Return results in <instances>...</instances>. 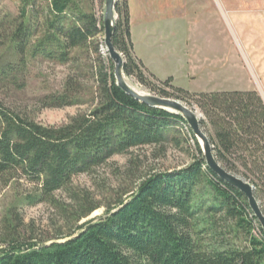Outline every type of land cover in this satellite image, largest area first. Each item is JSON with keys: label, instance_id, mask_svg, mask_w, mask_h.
I'll return each mask as SVG.
<instances>
[{"label": "trees", "instance_id": "16d2710c", "mask_svg": "<svg viewBox=\"0 0 264 264\" xmlns=\"http://www.w3.org/2000/svg\"><path fill=\"white\" fill-rule=\"evenodd\" d=\"M84 7L82 0H20V21L10 38L23 54L31 44V29L41 27L45 33L32 50L70 60L74 50L93 43L104 30L91 6ZM114 9L111 41L123 56V73L160 96L197 108L215 158L253 186L264 214V100L259 92L188 91L173 85L172 76L155 77L134 54L128 0H116ZM94 48L98 52L96 43ZM104 56H96L94 65V107L61 126L42 125L0 103V179L25 178L39 191L38 197L26 198L52 201L53 193L69 188L74 176L130 148L163 144L167 129L177 124L194 140L196 153L185 167L141 177L126 198L60 238L47 242L11 236L0 247V264H264V231L244 194L206 165L181 115L147 106L119 88L113 62ZM12 68H1L0 80ZM80 93L67 76L62 90L44 101L46 106L73 105ZM89 202L86 194L80 199L76 222L95 209Z\"/></svg>", "mask_w": 264, "mask_h": 264}, {"label": "rangeland", "instance_id": "374dc122", "mask_svg": "<svg viewBox=\"0 0 264 264\" xmlns=\"http://www.w3.org/2000/svg\"><path fill=\"white\" fill-rule=\"evenodd\" d=\"M129 1L134 54L137 38L142 44L149 39L151 45L139 46L152 58L158 74L172 72L169 76L173 85L186 90L253 88L264 99V0ZM82 2L85 9L91 6L95 16L103 21L104 0ZM19 5L20 0H0V69L14 67L8 77L0 80V103L42 125L61 126L75 114L92 109L97 102L94 65L96 56L104 60L106 54L104 30L94 37L93 43L74 50L72 59L62 61L32 50L45 33L41 27L33 26L31 44L20 54L10 38L20 21ZM149 6L155 7L156 14L137 19V7L141 12H150L145 9ZM67 76L81 91L79 102L46 106L44 97L61 91ZM125 78L136 91L160 96L134 76L124 74ZM187 106L200 115L197 108ZM197 141L201 146V141ZM195 153L194 140L184 126L177 124L167 129L163 144L130 148L74 176L69 188L53 193L52 201L39 197L31 202L26 196L39 193L35 183L22 177L4 183L6 178L2 177L0 247L11 236L47 242L60 238L76 224L101 215L108 206L126 198L141 177L152 171L185 167ZM85 194L95 209L76 222L77 207Z\"/></svg>", "mask_w": 264, "mask_h": 264}, {"label": "water", "instance_id": "95a60500", "mask_svg": "<svg viewBox=\"0 0 264 264\" xmlns=\"http://www.w3.org/2000/svg\"><path fill=\"white\" fill-rule=\"evenodd\" d=\"M115 3L116 0H104V13L102 23L104 29V45L106 48V53L108 54L114 65L113 74L116 85L121 88L126 94L130 95L137 101L144 103L147 106L162 108L171 113L181 115L196 139L201 141L202 144L200 146V149L206 165L220 179L227 182L231 186L236 187L244 194L252 213L257 218L264 231V214L261 210L259 202L254 195L253 186L241 176L225 169L217 161L213 154L212 145L210 144L209 138L200 125V115H198L190 107L177 99L151 95L148 93H142L141 91L137 92L125 83L123 73V57L121 53L114 47L111 41L114 22L116 19L114 9Z\"/></svg>", "mask_w": 264, "mask_h": 264}, {"label": "crops", "instance_id": "0c3cea01", "mask_svg": "<svg viewBox=\"0 0 264 264\" xmlns=\"http://www.w3.org/2000/svg\"><path fill=\"white\" fill-rule=\"evenodd\" d=\"M129 1V0H128ZM129 4H130V1H129ZM129 7V16H131L130 14L132 13L131 11V8L130 6ZM155 7H150L149 8H145V9H150V12L147 10V11H142L141 12V8L140 7H137L136 9V15H137V19L138 18H141V17H148L150 14H151V17L153 16V14L155 15L157 11H155L154 9ZM146 12V14H145ZM143 18V19H144ZM132 35V33H131ZM138 39V42H137V45H138V48H137V51H136V57L139 58L143 65L148 69L149 72L153 73L157 78L159 79H164L166 78L167 76L169 75H172V72H169L168 74H158L157 71L155 70L154 68V64H153V60L150 56L147 55L146 51L144 52L143 49L139 46L141 45L143 47L144 46H148L149 44L151 45V43L149 42V39L146 41V43H143L142 44V40L137 38ZM146 44V45H145ZM175 84V82H173ZM188 90H192V91H213V90H225V89H188ZM229 90V89H227ZM262 97V96H261ZM264 100V99H263Z\"/></svg>", "mask_w": 264, "mask_h": 264}, {"label": "bare ground", "instance_id": "6f19581e", "mask_svg": "<svg viewBox=\"0 0 264 264\" xmlns=\"http://www.w3.org/2000/svg\"><path fill=\"white\" fill-rule=\"evenodd\" d=\"M125 80H126V82H127V83H126V82H125V83H126V84H129L128 86H130V87L132 88L130 82H129L126 78L124 79V81H125ZM133 89H134V88H133ZM134 90H135V89H134ZM135 91H136V90H135ZM137 92H138V91H137Z\"/></svg>", "mask_w": 264, "mask_h": 264}]
</instances>
